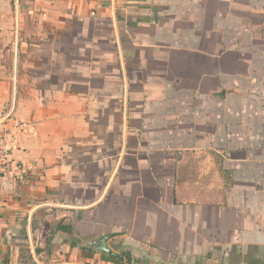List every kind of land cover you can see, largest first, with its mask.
<instances>
[{
	"label": "crops",
	"instance_id": "1",
	"mask_svg": "<svg viewBox=\"0 0 264 264\" xmlns=\"http://www.w3.org/2000/svg\"><path fill=\"white\" fill-rule=\"evenodd\" d=\"M0 264H264V0H0Z\"/></svg>",
	"mask_w": 264,
	"mask_h": 264
},
{
	"label": "built area",
	"instance_id": "2",
	"mask_svg": "<svg viewBox=\"0 0 264 264\" xmlns=\"http://www.w3.org/2000/svg\"><path fill=\"white\" fill-rule=\"evenodd\" d=\"M14 143L12 134L7 133L0 136V177H18L21 178L27 172V168L16 163L11 156V150ZM116 264H132L127 259H123Z\"/></svg>",
	"mask_w": 264,
	"mask_h": 264
},
{
	"label": "trees",
	"instance_id": "3",
	"mask_svg": "<svg viewBox=\"0 0 264 264\" xmlns=\"http://www.w3.org/2000/svg\"><path fill=\"white\" fill-rule=\"evenodd\" d=\"M122 255H111V259L116 262H121L123 260Z\"/></svg>",
	"mask_w": 264,
	"mask_h": 264
}]
</instances>
